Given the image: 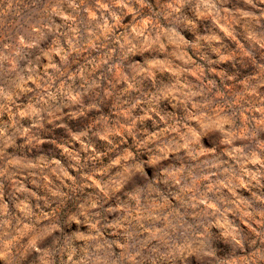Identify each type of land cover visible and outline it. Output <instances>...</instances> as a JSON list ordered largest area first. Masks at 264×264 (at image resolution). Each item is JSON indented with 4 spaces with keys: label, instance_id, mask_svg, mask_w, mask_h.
<instances>
[{
    "label": "clouds",
    "instance_id": "clouds-1",
    "mask_svg": "<svg viewBox=\"0 0 264 264\" xmlns=\"http://www.w3.org/2000/svg\"><path fill=\"white\" fill-rule=\"evenodd\" d=\"M0 264H264V0H0Z\"/></svg>",
    "mask_w": 264,
    "mask_h": 264
},
{
    "label": "rangeland",
    "instance_id": "rangeland-1",
    "mask_svg": "<svg viewBox=\"0 0 264 264\" xmlns=\"http://www.w3.org/2000/svg\"><path fill=\"white\" fill-rule=\"evenodd\" d=\"M228 90L229 91H235L236 89H235V86L230 83L228 85ZM94 115L95 114H89V116L86 119H83V120L80 121V124L82 126H86L87 124H90L92 122V120L94 119ZM129 146H131V145H129ZM133 151H135V148H133ZM149 171L151 172V170H149ZM73 204H74V200L73 201H69L68 207L71 208L73 206Z\"/></svg>",
    "mask_w": 264,
    "mask_h": 264
}]
</instances>
